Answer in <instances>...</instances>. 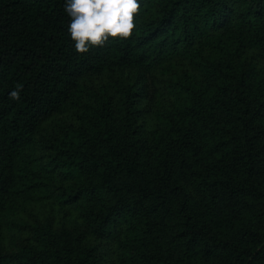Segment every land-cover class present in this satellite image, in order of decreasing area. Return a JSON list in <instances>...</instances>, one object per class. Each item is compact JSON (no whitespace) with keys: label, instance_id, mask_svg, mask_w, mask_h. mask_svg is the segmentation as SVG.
I'll list each match as a JSON object with an SVG mask.
<instances>
[{"label":"trees","instance_id":"1","mask_svg":"<svg viewBox=\"0 0 264 264\" xmlns=\"http://www.w3.org/2000/svg\"><path fill=\"white\" fill-rule=\"evenodd\" d=\"M140 3L80 55L0 0V264H264V0Z\"/></svg>","mask_w":264,"mask_h":264},{"label":"clouds","instance_id":"2","mask_svg":"<svg viewBox=\"0 0 264 264\" xmlns=\"http://www.w3.org/2000/svg\"><path fill=\"white\" fill-rule=\"evenodd\" d=\"M140 0H65V12L70 17L67 31L77 54L103 48L110 42L128 41L136 30ZM22 84L9 93V99L19 101Z\"/></svg>","mask_w":264,"mask_h":264},{"label":"rangeland","instance_id":"3","mask_svg":"<svg viewBox=\"0 0 264 264\" xmlns=\"http://www.w3.org/2000/svg\"><path fill=\"white\" fill-rule=\"evenodd\" d=\"M70 124V119L67 117H59L56 118L53 122H51L48 126H46L45 130L43 131V141L45 142L47 135H53L56 134L61 129L65 128ZM18 241V239H15V242Z\"/></svg>","mask_w":264,"mask_h":264}]
</instances>
